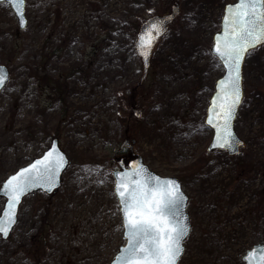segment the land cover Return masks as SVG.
<instances>
[{
	"label": "rangeland",
	"instance_id": "obj_1",
	"mask_svg": "<svg viewBox=\"0 0 264 264\" xmlns=\"http://www.w3.org/2000/svg\"><path fill=\"white\" fill-rule=\"evenodd\" d=\"M174 1L25 0L23 29L0 2V64L10 72L0 93V185L52 137L69 160L55 193L24 198L11 234L0 237V264L109 263L124 241L111 171L125 136L188 197L179 264H244L245 251L264 242V46L243 65L235 130L245 146L233 157L206 149L205 110L223 73L209 49L233 0H178L134 92L138 27Z\"/></svg>",
	"mask_w": 264,
	"mask_h": 264
},
{
	"label": "snow or ice",
	"instance_id": "obj_2",
	"mask_svg": "<svg viewBox=\"0 0 264 264\" xmlns=\"http://www.w3.org/2000/svg\"><path fill=\"white\" fill-rule=\"evenodd\" d=\"M14 3L23 24L24 0H14ZM224 25V37L216 39L214 51L226 69V77L219 82L220 92L210 109L216 119L209 118L207 123L216 128L213 147L232 150L230 122L242 101L241 64L257 46H264V0H238L235 5H229ZM162 30L161 26L153 24L140 36L139 47L145 58ZM3 82L0 77V84ZM52 156L49 152L43 160L21 170L5 183L8 203L0 215V233L8 234L15 223L16 206L30 187L55 183L56 172L64 160L57 156L53 161ZM116 195L122 205L128 241L124 255L117 257L118 264H177L183 252L182 241L189 229L175 213L178 203L184 199L175 181H161L159 177L144 174L141 169L120 177ZM252 255L249 253L248 257ZM258 264H264V256L259 258Z\"/></svg>",
	"mask_w": 264,
	"mask_h": 264
},
{
	"label": "water",
	"instance_id": "obj_3",
	"mask_svg": "<svg viewBox=\"0 0 264 264\" xmlns=\"http://www.w3.org/2000/svg\"><path fill=\"white\" fill-rule=\"evenodd\" d=\"M0 2H5L7 3L12 12L15 15V18L17 19V23L20 29H23L25 27V23H26V19L24 16V10H25V0L22 6V12H23V16H24V23L21 24L20 22V16L18 14L17 11V7L14 3V0H0ZM238 2V0H234L233 2L227 3L225 4L224 8H223V13L220 19V27L219 29L213 34L212 36V44L211 47L209 49L211 55L216 58V60L220 63L221 67L223 68V73L214 81V86H213V91L208 99V104L206 106V110H205V116H204V125L211 131V137L210 140L207 144L206 149L208 151L214 150V149H218V150H223L227 153V155L229 156H235L239 153V150L241 147L244 146V141L237 135L235 128H234V121L236 118V114L238 111L239 106L236 108L235 111V116L234 118L231 120L230 122V130L233 133V149L232 150H226V149H222L219 147H213V143L215 140V136H216V128L212 127L211 125H209L207 123L209 118L212 119H216V117L213 115V113L210 111V109L213 106V100L218 96L219 92H220V86H219V82L224 79L226 77V69L223 66L222 61H220V59L217 57L215 51H214V46H215V42L217 38H220L221 40L224 37V31H225V25H224V16L226 14V8L229 5H235ZM178 11V0H175L174 4L170 7V9L168 10V12L166 14L163 15H154L152 17L147 18L146 20H144L138 27V31L136 34V39L134 42V49H135V53L136 55L140 58L141 63H142V71H143V76L146 74L147 72V68L149 65V58L152 52L153 47L155 46V44L157 43L158 39L160 38L161 35H163L167 29H168V24L171 22V20L173 19L175 13ZM153 24H157L158 26L162 27V31L160 33V35L158 36V38L156 39V42L154 43V45L152 46L150 52L148 53L147 57L145 58V56L141 55V48L139 47V38L141 35H143L146 30H148L150 28L151 25ZM259 47V46H257ZM246 57V56H245ZM245 60V58H244ZM244 60L241 64V68H240V73H241V81H240V87H241V93L243 96V86H242V68H243V63ZM0 77H3V84H0V93L3 90V88L5 87L8 79H9V70L7 68V66L0 64ZM217 103H219V101H217ZM141 110L139 109H132V115L135 118H139L141 116ZM125 148L127 149L128 153L125 156L120 157L119 159H117V166L116 168L112 169L111 174L113 177V181H114V186H113V192L114 195L117 199L118 202V206H119V213H120V218H121V225H122V237L124 239L123 243L120 244L117 249L116 252L114 253L112 259L109 261L108 264H118L117 261V257H122L124 255L123 249H125L128 246V241L126 239V229L124 227V216H123V212H122V205L120 203V198L116 195V185H117V181L120 179L121 176H124L125 174H129L131 175L134 172H137L139 170H143L144 174L146 175H151L154 177H159L161 181H167V180H172L175 181L176 185L178 186L179 192L183 195L184 199L182 201H180L178 203V207L175 209V213L177 218H179L181 220L182 223H184L189 231L188 234L186 235V237L189 235L190 232V222H189V215L187 213V196L186 194L183 192L182 188H181V184L179 182V180L175 177H163L160 176L159 174L155 173L154 171H152L151 169H149L148 165L144 162L142 156L140 154H137L133 151V140L129 141L128 138H125L123 140V142L120 144L119 149ZM52 152L53 156H52V160L54 161L56 159L57 156H62L64 163L63 165L60 167V169L56 172V177H55V183L51 186H49L47 183H42V184H36L33 185L32 187H30L26 193L21 196L20 198V202L19 204L16 206V217H15V223L13 225H11L10 230L8 231L7 235H4L2 233H0V237L3 240H6L12 229L14 228L16 222H17V218H18V210H19V206L21 204V202L23 201V199L34 193V192H38L41 191L47 195H51L53 193L56 192L57 188L60 185V181H61V175L64 172V170L66 169L67 165H68V158L65 154V152L59 147V143H58V139L57 138H52L49 142L48 147L38 156L34 157L29 163H27L26 165H23L19 168H17L13 173L9 174L7 177H5L3 179V181L1 182L0 185V197L4 199L3 201V205L0 211V215L3 214V212L7 209V203H8V196L6 195V191L4 188L5 183L13 176H15L17 173H19L21 170L26 169V168H30L33 164L36 163V161L38 160H43L44 157L49 153ZM119 174V175H118ZM132 179H139V177L136 176H131ZM186 237L183 239V241L186 239ZM183 241H182V248L184 251V246H183ZM252 253L253 255L251 257H248V254ZM183 254V252H182ZM181 254V256H182ZM180 256V257H181ZM264 256V243H255L253 244L250 248H248L244 255L241 257L242 260L244 261V264H258L259 258ZM180 259V258H179ZM179 260L177 261L178 264Z\"/></svg>",
	"mask_w": 264,
	"mask_h": 264
},
{
	"label": "trees",
	"instance_id": "obj_4",
	"mask_svg": "<svg viewBox=\"0 0 264 264\" xmlns=\"http://www.w3.org/2000/svg\"><path fill=\"white\" fill-rule=\"evenodd\" d=\"M141 76L142 75H140L138 81L136 82V86L134 87V92L140 90V86L142 84V81L144 80V78L141 80ZM146 76H147V74H146ZM146 76H145V78H146ZM132 96H133V99H134L135 94H133ZM129 104L134 105V103L133 102L131 103V101L129 102ZM113 163H114V160H113ZM43 229H44V226L41 225L39 231H37L36 237H38V236H40L42 234Z\"/></svg>",
	"mask_w": 264,
	"mask_h": 264
},
{
	"label": "flooded vegetation",
	"instance_id": "obj_5",
	"mask_svg": "<svg viewBox=\"0 0 264 264\" xmlns=\"http://www.w3.org/2000/svg\"><path fill=\"white\" fill-rule=\"evenodd\" d=\"M122 156H125V150H120L118 154V159Z\"/></svg>",
	"mask_w": 264,
	"mask_h": 264
}]
</instances>
